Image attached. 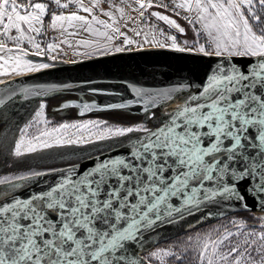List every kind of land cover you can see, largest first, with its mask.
<instances>
[{"label": "snow or ice", "instance_id": "obj_1", "mask_svg": "<svg viewBox=\"0 0 264 264\" xmlns=\"http://www.w3.org/2000/svg\"><path fill=\"white\" fill-rule=\"evenodd\" d=\"M50 4L64 10L74 5L75 11L51 12L45 28ZM153 8L185 20L196 39L180 46L174 35L149 26L145 13ZM126 9L137 16H128ZM149 16L185 34L168 15L151 11ZM129 23L136 25L129 31L143 35V44L220 59L195 89L190 83L163 91L129 85L132 98L121 103L63 106L78 108L80 115L136 107L143 119L133 125L89 120L40 128L39 124H51L41 103L34 118L17 127L19 138L10 141V154L17 160L105 140L113 141L110 147L127 144L128 148L97 157L83 171L71 165L48 173L29 170L0 176V264H145L130 248L145 232L175 222L177 216L183 219L185 211L191 215L202 205L220 206L223 200H236L247 208L246 196L239 191L243 181L249 182L245 191L259 198L264 211V0H0V77L54 67L41 61L55 62L58 57L52 53L62 51L61 45L72 47L66 36L81 32L94 39L78 40L77 47L86 51L75 55H112L113 48L120 53L134 44L140 50L143 44L121 31ZM48 29L59 36L42 46L37 37ZM120 38L123 44L114 45ZM234 57L248 63L240 66ZM6 83L0 79V85ZM58 90L0 88V122L7 126L17 97L27 100ZM175 101L179 103L172 108L168 102ZM31 129L35 131L30 135ZM65 155L49 152L52 158ZM54 173L56 179L39 192L16 195L29 187L26 182ZM230 223L231 229L215 230V238L189 237L181 252L153 251L147 264L153 260L168 264L166 258L185 264L189 252L194 253L192 264H264V216L252 225L244 220Z\"/></svg>", "mask_w": 264, "mask_h": 264}, {"label": "water", "instance_id": "obj_2", "mask_svg": "<svg viewBox=\"0 0 264 264\" xmlns=\"http://www.w3.org/2000/svg\"><path fill=\"white\" fill-rule=\"evenodd\" d=\"M219 59L215 56H203L196 52H176L159 47L143 48L120 53L114 52L112 55L95 56L68 64H57L40 73L14 76L6 79L5 81L8 83L0 85V88L15 89L17 92L25 87L47 90L55 86L59 89L58 91H45L44 95L32 96L29 99H43L50 94L65 91L86 95L89 98L64 99L57 106L53 107L54 111L73 109L76 117H84L93 113L108 111H91L80 115L78 108H65L63 106L65 104L95 102L98 106L103 107L109 103H121L132 98L129 85L146 87L152 91H163L173 85L190 83L192 88L195 89L196 84L203 82L206 74L211 68L215 67ZM233 61L240 66L248 63V60L245 58L234 57ZM65 85L68 87H64ZM93 89L100 90L104 94H96L92 91ZM17 100L25 101L22 97H19ZM126 110L135 111L142 115V111L136 107ZM94 162L74 165L79 166L80 170L83 171ZM67 168L69 166L57 170ZM57 175L56 173L49 174L36 180L28 181L26 183L29 187L18 190L16 195L26 197L31 192H39L47 184L56 179ZM227 180L228 178L226 177L225 182ZM248 183V181H243L239 186V191L246 196L247 208L242 207L239 201L223 200L220 206L209 204L207 206L202 205L199 210L194 208L191 215H188L187 211H185L183 219L177 216L175 222L158 224L154 230L168 225H178L171 235L174 236L229 215L261 210L259 198L245 191ZM176 203L178 204L179 202ZM154 230H149L144 235ZM158 242H155L154 245ZM144 261L147 264V261Z\"/></svg>", "mask_w": 264, "mask_h": 264}, {"label": "rangeland", "instance_id": "obj_3", "mask_svg": "<svg viewBox=\"0 0 264 264\" xmlns=\"http://www.w3.org/2000/svg\"><path fill=\"white\" fill-rule=\"evenodd\" d=\"M169 14L173 16V14L171 13ZM147 17H148V20H150L151 17L150 16H147ZM173 18L178 20L181 25L186 26L185 34L181 35L179 33L181 36L177 38V43L180 46H183V42L185 40L189 41L190 43L194 41L196 37L193 34L192 29L185 22V20H182L178 16H173ZM150 25H151V21H150L149 26ZM140 26L143 27V25H140ZM48 32H46V34L42 36L41 40L43 41V45H44V42L52 41V39H50L47 35ZM133 35L134 36H128V37L132 39L133 41H135L137 44H143V35L139 37L136 36L135 34ZM149 39L151 40V35L149 36ZM164 42L169 43L167 40H165ZM201 42H203V40ZM114 44L116 46H121L123 44V38L115 40ZM146 45H151V44H146ZM135 47H136L135 44L129 45L128 50H130L131 48H135ZM150 48H157V47L152 46ZM52 55H56L58 57L55 62L51 60H47V59L41 62H47L50 64L54 63V65L68 64L80 58L79 55L74 54V51L72 52V49L69 51H59L58 50V52L52 53ZM29 59L40 61V58H37V57H29ZM7 77L9 76L0 77V79H5ZM72 96L73 97L71 98H80V99L89 98L88 96L82 95L79 93H76V94L74 93ZM62 100L64 99L60 100V99L54 98L51 100V99H46V98H43V99L34 98V99L25 100V101H19V100L14 101L10 115H9L7 126H5L3 122H0V176H3V175L14 176V175H19V174H27L29 170L49 172L52 169H60V168H64L70 165H74V164L94 162L97 157H99L100 159H103L107 157L109 154L116 155L118 153H122L125 150H127L128 148L127 144L118 145L116 147H110L113 144V141L105 140V141H99V142L92 143V144H85L82 146H72L68 148L48 150L47 152L43 154V158H41L39 154H30V155H27L21 158L20 160H17L15 157L11 156L10 148L12 147V145L10 141H12L13 138H19L17 127L18 126L22 127L26 123H28L29 120L33 119L35 111L39 109V105L41 103L45 105V111H44L45 118L48 121H50L51 124L50 125L39 124L38 127L40 128H44L48 126H58L61 123L85 122L89 120L108 121L109 123H116V122L109 121L103 118H98L97 116L72 117L70 116V112H69L71 109L54 111L53 107L57 106ZM156 111H157V115H159L160 110L157 109ZM142 119H143V116H141L140 121ZM138 122H135V123H138ZM133 124H130V125H133ZM151 126H152V122H149V127ZM34 131L35 129H31L29 134L31 135V133ZM133 135H139V134L137 133ZM5 136H6V139H5ZM49 152L51 153L63 152V153H66V155L63 157L57 156L55 158H52L51 156H49ZM260 211L261 210L229 215L225 218L210 222L201 227H198V228H195V229H192V230H189V231H186V232L174 235V236H170L164 240L159 241L157 244L153 246V248L147 249L145 251H141L138 255H136V257L147 261V258L150 256V253L158 249H165V250L171 249L175 252H181L184 250L185 242L188 241L189 237H192L193 241H195L197 238L203 239L206 234H211L213 238H215V236L217 235V232L215 230L219 229L220 231H223L225 226L231 229L232 225L230 222L233 220H237V221L244 220L249 225H252L258 220L260 216H264V211H261V212ZM193 254L194 253L192 252L188 253L189 259L185 261V264H192L191 256ZM166 260L168 264H176V262L172 258H166ZM152 264H159V261L153 260Z\"/></svg>", "mask_w": 264, "mask_h": 264}, {"label": "crops", "instance_id": "obj_4", "mask_svg": "<svg viewBox=\"0 0 264 264\" xmlns=\"http://www.w3.org/2000/svg\"><path fill=\"white\" fill-rule=\"evenodd\" d=\"M44 1H46L45 3L48 2V0H44ZM62 2H63V0H62ZM165 2L168 3L169 0H165ZM133 6H134V5H133ZM104 8H105V10H108V9H107V6H104ZM53 11H55V12H57V13L64 12L65 14H67L68 12L75 11V6L73 5V6H71L69 9L64 10V9H57L56 6H55V4H50L49 20H48V22L44 25L45 28H48V23L50 22V19H51V12H53ZM151 11H158V12H160L161 14L168 15L170 18L173 17V16H171V15L169 14V13L172 14L171 11H168V12L166 13V12L164 11V9H162V8H153V9H149L148 12L145 13L146 17L149 16L148 14H149V12H151ZM126 12H127V15H128V16H132V17L137 16V13H136V12L130 11V10H128V9H126ZM80 14H81V15H84V13H80ZM97 14H98V13H97ZM115 15L117 16V18H119V13H115ZM181 15H184V14L181 13ZM178 17H179V16H178ZM100 19L107 20V18H106V17H103V16H101ZM171 19H174V18H171ZM182 20H183V19H182ZM176 22H177L181 27H183L184 29H186V26L181 25L180 22H179L178 20H176ZM141 25H143V24H141ZM133 27H136V25H134V24H132V23H129V24L127 25L126 28L122 27V28H121V31H122V32H125V33L127 34V36H134V35H133L134 33H133L132 31H129V29H131V28H133ZM143 27H144V25H143ZM48 31L53 32V34H54L55 37H58V36H59V32H58V31H53V30H51V29H48ZM48 31H47V32H48ZM70 31H72V30L70 29ZM187 31H189V30H187ZM66 38H67L68 40H71V41H72V43H71V44H72V47H68L67 45H61L60 47H61L62 51H69V50L72 49V52L74 51V53H75V52H83V51H86V49H84L83 47H77L76 42H77L78 40H89V41H91V40L94 39V37L90 36L88 33H85V32H81L79 35H76V36H66ZM41 39H42V36H38V37H37V40L40 41L41 44H42V46H43V41H42ZM50 39H51V38H50ZM52 41H53V39H52ZM52 41L44 42V45H45L46 43H48V42H52ZM56 42L58 43L59 41L57 40ZM69 42H70V41H69ZM114 43H115V41H114ZM114 45H115V44H114ZM24 47H28V45L25 43ZM150 47H152V46H151V45L143 44L142 49H143V48H150ZM136 49H137V47H135V48H131L130 50H136ZM113 53H114V49H113ZM79 56H80V58H79L78 60L88 58L87 56H83V55H79ZM95 56H98V55L93 54V57H95ZM78 60H76V61H78ZM11 77H14V76H9V77L5 78L4 80L9 79V78H11Z\"/></svg>", "mask_w": 264, "mask_h": 264}, {"label": "trees", "instance_id": "obj_5", "mask_svg": "<svg viewBox=\"0 0 264 264\" xmlns=\"http://www.w3.org/2000/svg\"><path fill=\"white\" fill-rule=\"evenodd\" d=\"M43 2H46V1L43 0ZM49 12H50V7H49ZM151 18L153 20L158 21L155 17H151ZM48 20H49V14L45 17V24L48 22ZM174 20L176 19L174 18ZM158 22H160L163 26L169 29L172 32V34L176 37V39L180 36L177 30L170 29L169 26L166 25L163 21H158ZM73 94L74 93L69 92V91L57 92V93L50 94L48 97H46V99H51V100L54 98L60 99V100L69 99L73 97L72 96ZM69 112H70V116L76 117L72 110H70ZM87 116H97L98 118H103V119L113 121V122H116L122 125H130V124L140 121L142 115L136 113L135 111L123 110V111H108V112L93 113Z\"/></svg>", "mask_w": 264, "mask_h": 264}, {"label": "bare ground", "instance_id": "obj_6", "mask_svg": "<svg viewBox=\"0 0 264 264\" xmlns=\"http://www.w3.org/2000/svg\"><path fill=\"white\" fill-rule=\"evenodd\" d=\"M19 97L16 98V100ZM171 104L172 108H175L177 106V104L179 103V101H175V102H168ZM160 113H161V109ZM164 110H167L166 108ZM89 162H85L83 164H87ZM20 190V189H19ZM18 191V190H17ZM261 212V211H260ZM178 225H168V226H164L162 228L156 229L150 233H147L143 236V238L141 239V242L139 244H132L130 245V248L132 249L133 252H135L136 255H138L141 251H145L147 249L153 248L154 243L164 240L166 238H168L169 236H171L174 231L177 229Z\"/></svg>", "mask_w": 264, "mask_h": 264}, {"label": "built area", "instance_id": "obj_7", "mask_svg": "<svg viewBox=\"0 0 264 264\" xmlns=\"http://www.w3.org/2000/svg\"><path fill=\"white\" fill-rule=\"evenodd\" d=\"M109 2H110V0H109ZM117 2H118V0H117ZM150 21H151V24H155V25L157 26V31L163 29V31H164L166 34L173 35L172 32H171L169 29H167L165 26H163L160 22H158V21L153 20V19L150 18V20H149V24H150ZM47 35H48V37L51 38V39H54V38H55L53 32H51V31H49V32L47 33ZM69 41H70V43H72L71 40H69Z\"/></svg>", "mask_w": 264, "mask_h": 264}, {"label": "flooded vegetation", "instance_id": "obj_8", "mask_svg": "<svg viewBox=\"0 0 264 264\" xmlns=\"http://www.w3.org/2000/svg\"><path fill=\"white\" fill-rule=\"evenodd\" d=\"M180 35V34H179ZM181 36V35H180ZM72 110V109H71ZM73 111V110H72Z\"/></svg>", "mask_w": 264, "mask_h": 264}]
</instances>
